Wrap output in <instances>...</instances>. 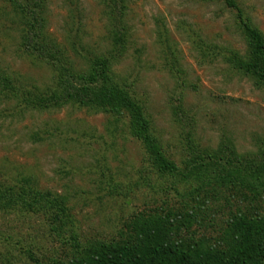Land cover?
<instances>
[{"label": "rangeland", "instance_id": "374dc122", "mask_svg": "<svg viewBox=\"0 0 264 264\" xmlns=\"http://www.w3.org/2000/svg\"><path fill=\"white\" fill-rule=\"evenodd\" d=\"M71 2L79 5L84 42L102 50L105 32L95 0H47L52 36L62 41ZM235 3L240 13L223 0H131L129 5L130 45L115 74L142 105L166 157L181 170L189 161L183 145L187 133L202 150H215L224 136L239 156L264 151V86L258 88L225 60L228 50L247 54L242 23L264 39V0ZM13 17L0 0V71L23 88L50 86L52 72L18 53ZM157 21L167 28V70L156 45ZM170 51L177 72L169 70ZM15 104L0 100V179L9 185L27 178L42 191L66 196L82 244L122 242L131 220L175 212L191 214L194 239L218 248L227 219L250 209L237 193L217 196L208 190L206 176L186 180L153 171L126 118L69 107L18 114ZM48 223L0 214V230L10 238L6 247L0 244V264H33L27 250L41 264L66 261L72 250L69 231L57 236Z\"/></svg>", "mask_w": 264, "mask_h": 264}, {"label": "trees", "instance_id": "16d2710c", "mask_svg": "<svg viewBox=\"0 0 264 264\" xmlns=\"http://www.w3.org/2000/svg\"><path fill=\"white\" fill-rule=\"evenodd\" d=\"M3 1L14 15L18 53L44 64L52 72V80L43 89L23 88L14 77L0 71V100L16 102L13 107L18 114L58 112L69 107L126 118L153 171L186 180L206 176L208 190L217 196L237 193L250 209L227 219L218 248L194 239L191 214L175 212L172 216L169 212L163 217L131 220L126 225L128 235L122 242L82 244L74 233L67 197L42 191L27 178L9 185L0 179V214L48 219L50 231L57 236L69 231L71 254L66 261L55 264H264V151L259 155L239 156L231 140L224 136L215 150H202L187 133L183 144L189 160L186 168L181 170L169 161L152 136L151 123L142 105L114 70L124 60L130 45L127 16L131 0H95L101 8L105 32L106 45L102 50L84 42L77 2L69 3L63 38L58 42L49 31L47 0ZM223 1L240 13L235 0ZM242 25L247 54L240 57L228 50L225 60L261 88L264 86V39L249 24ZM155 28L159 58L167 70V28L158 21ZM170 52L169 70L177 72L178 62L173 51ZM9 243V236L0 230V244L6 247ZM26 254L31 263L41 264L30 251Z\"/></svg>", "mask_w": 264, "mask_h": 264}]
</instances>
